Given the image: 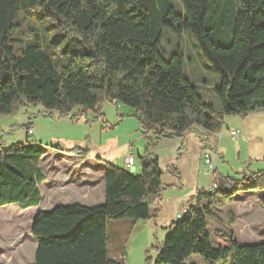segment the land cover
<instances>
[{"label": "trees", "instance_id": "16d2710c", "mask_svg": "<svg viewBox=\"0 0 264 264\" xmlns=\"http://www.w3.org/2000/svg\"><path fill=\"white\" fill-rule=\"evenodd\" d=\"M24 11L77 35L84 51L73 52L58 68L33 40L15 51L8 41ZM227 27L221 43L212 39ZM164 30L193 36L218 76L219 111L184 76L179 48L168 59L160 53ZM102 99L134 110L143 131L154 132L157 140L182 137L193 125L215 132L224 115L264 112V0H0V114L31 104L63 118L77 107L96 110ZM42 153L39 144L0 150V206L38 204L34 163ZM104 165V204L38 212L31 227L33 264H123L108 256V221L156 217L159 209L150 202L158 205L166 186L158 158L148 148L139 173ZM212 178L214 193L197 190L193 204L167 226L154 264H189L193 256L203 264H264V239L240 244L232 234L217 231L213 244L207 221L238 192H264V169L238 178L214 170Z\"/></svg>", "mask_w": 264, "mask_h": 264}, {"label": "rangeland", "instance_id": "374dc122", "mask_svg": "<svg viewBox=\"0 0 264 264\" xmlns=\"http://www.w3.org/2000/svg\"><path fill=\"white\" fill-rule=\"evenodd\" d=\"M227 3L231 4L230 1ZM16 22L19 23V27L8 41L15 51L33 40L51 56L56 68L66 63L73 52L84 51V44L77 35L59 31L54 22L41 18L34 11L22 12L16 18ZM217 34H213L212 39L221 43L220 39L228 37L229 28ZM178 48L184 54V76L196 87L199 96L219 111L220 106L214 93V88L218 84V76L197 48L193 36L189 32L176 35L164 30L159 47L163 57L168 59ZM60 53H63L62 57ZM99 107L101 113H104L108 127H96L91 139L85 138V140L97 144L99 139L103 140L108 136L116 138L109 144V150H111L109 152L122 164L121 166H123L121 161L131 152L134 157V168L132 167L130 171L133 173H139L141 167L136 148L142 146L145 149L148 148L149 152L154 153L158 158L159 169L163 172L161 182L163 186H166L161 194L160 212L156 219L108 221V256L122 261L123 264L155 263L158 250L167 233L169 220L175 218V214L180 213L182 208L191 202V199L184 194H188L192 189L191 194L193 195L196 190L202 191L210 183L212 170L210 171L203 161L204 153L214 154L213 157H215L217 150L221 152L222 158L217 160L215 167L217 172H226V175L231 177L238 178L237 172L242 175L264 169V116L245 129L240 123L245 116L227 118L225 125L219 120L217 127L221 126L220 133L214 135L206 133L201 140L202 134L194 131H190L186 138L173 136L158 140L150 134L152 136L149 138L151 145H148L142 136L143 129L136 112H132L127 106L106 99L100 101ZM31 113L36 117L39 113V116L51 113L56 117L55 119H60L57 111L45 112L42 106L31 104L16 106L11 114H0V143L2 144L0 150L9 148L13 143L24 141L26 121ZM74 113L71 112L67 121L59 125H62L61 127L56 126L58 137L65 140L63 141L65 146L71 140L68 137L77 139L83 135L82 131L72 129L74 120L71 116ZM89 120L91 122L93 118L89 117ZM89 120L87 123H90ZM120 120L123 121L120 122ZM87 123L84 125L96 126L97 124V122L96 124ZM77 124L85 127L83 124ZM50 129L53 130L52 127ZM232 130L240 131L237 137L231 136ZM103 131H109V133ZM116 136H120V141ZM12 140L15 142L11 143ZM83 146L80 148H84ZM170 166L176 167L180 172V182L169 171ZM263 199L264 197L259 193L238 192L230 203L221 202L213 216L207 220L212 243L214 244L213 238L217 231L232 234L240 244L258 243L264 236V207L261 204ZM153 203V201L150 202L151 207ZM12 205L0 206V264H30L33 262L36 248V241L31 235L30 223L37 209L23 211ZM188 263L203 264L198 256H193Z\"/></svg>", "mask_w": 264, "mask_h": 264}, {"label": "crops", "instance_id": "0c3cea01", "mask_svg": "<svg viewBox=\"0 0 264 264\" xmlns=\"http://www.w3.org/2000/svg\"><path fill=\"white\" fill-rule=\"evenodd\" d=\"M131 111L135 112L132 109ZM131 111L129 110V112ZM72 112L73 113L76 112L74 113L75 115L74 118H71L74 120L75 123V124L73 123L72 129L82 131L83 135L77 139L68 137L71 140L67 143L66 146L63 144V141L65 140H63V138L58 137L59 133L56 132V126L61 127L62 125L61 126L59 125L62 122H66L68 117L55 119V117H49L48 115H44V114H41V116H39L40 113L38 114L37 117L33 113L29 114L27 117L26 126L29 127L25 132L24 141L20 143L26 145L39 144L43 149V153L38 158L36 163H34V166L37 168L39 173V181L36 183V188L38 189V193H39V202L36 206H31L26 209H21L19 205L16 203H14L15 205L8 204V207L11 205L17 206L23 211L33 208L37 209L36 213L33 214L32 216L30 229L39 211L50 210L59 205L79 204L83 206H96V205L104 204L105 203L104 163L107 162L116 167L126 169L124 160L121 161V163H123V166H121L122 164H120L116 159H114L111 153L109 152L111 151L109 150L110 147L109 144L112 143V140H116V138L108 136L103 140L99 139V142L97 144H92L91 141L87 142L85 140V138L91 139V135L96 127L98 128L99 126L100 127L105 126V128L108 127V125H106L107 121L104 119V113H101L100 107L96 110H85L83 108L77 107L74 108ZM237 116L238 114L224 115L222 117L221 123L225 125V122L227 123V118H236ZM262 116H264V112H250L243 119H241L240 122L241 126L243 127V129L248 128L253 124L255 120L263 118ZM34 117H36V119H34ZM89 117H92L93 121L90 122ZM87 120H89V122L93 124H96L97 122L96 126L84 125L85 123H87ZM122 121L123 120H120V122ZM77 123L83 124L85 127L79 126ZM51 127L53 128V130L50 129ZM220 127L215 132H209L200 126L193 125L189 130H187V132L184 133L182 138H186V136L189 134L190 131H194L197 132L198 134H202V136H200V140H201L203 135H206V133H208L209 135L220 133V129H221ZM29 130H31V133H28ZM103 132L109 133V131H103ZM150 134L154 135V133L152 132L143 131L142 133V136L143 138H145V142L147 144L150 141L149 138L152 137ZM116 137L120 141L121 139L120 136H116ZM13 142L15 141L12 140L11 143ZM43 143H45L46 145L45 146L41 145ZM81 146H83L84 148H80ZM0 147H2L1 143H0ZM72 149H77V151H72ZM146 149L143 148V146L136 148V154L140 162V165H141L142 153ZM219 154H220L219 158H222L221 152H219ZM172 167L174 166L172 165ZM172 167L171 166L169 167V171L172 172V175L178 179V182H180L181 181L180 172L176 167L175 168ZM133 168H134V163H133ZM127 170L130 171V169ZM215 170L216 173L220 176L230 177V175H226L227 174L226 172L225 173L223 172L224 174L222 172H217L216 167ZM236 175L241 176L240 172H237ZM179 185L183 186V184L181 183H179ZM207 186H205L204 188H206ZM191 191L192 189L188 192V194L187 193L184 194V196L186 195L191 199V200L189 199L191 202L185 205L180 213L184 212L186 209H188L191 206V204H193L194 196L197 190L193 195L191 194ZM252 193H259L264 197V192H252ZM152 207L158 208L160 212V203L158 205H156L155 203L152 205ZM217 208L218 207H216V209ZM159 212L157 213V215L159 214ZM180 213L177 212L175 214V218L169 220L168 225L171 222H173L176 219L177 214ZM156 217H154L153 219H156ZM229 231L230 233H232L231 230ZM262 239H264V236L260 240ZM112 259L115 258L113 257ZM33 260H34V255H33ZM31 263L33 264V262Z\"/></svg>", "mask_w": 264, "mask_h": 264}, {"label": "built area", "instance_id": "2783aa9c", "mask_svg": "<svg viewBox=\"0 0 264 264\" xmlns=\"http://www.w3.org/2000/svg\"><path fill=\"white\" fill-rule=\"evenodd\" d=\"M113 102L115 103V101H113ZM28 133H31V130H29ZM152 133H154V132H152ZM239 133H240V131H238V130H232L230 132L231 136H233V137H237ZM213 156H214V154L213 155H211L209 153L203 154V161H204L205 165L208 167V169L210 171L212 170L211 172H213L215 170L216 162L220 156L219 151L217 150L215 153V157H213ZM133 163H134L133 154L128 153L124 159V164H125L126 169H131L133 167ZM216 186H217V183L214 181L213 178H211L209 185L204 189L207 193H214ZM180 216H181V213L177 214L176 219L180 218Z\"/></svg>", "mask_w": 264, "mask_h": 264}, {"label": "water", "instance_id": "95a60500", "mask_svg": "<svg viewBox=\"0 0 264 264\" xmlns=\"http://www.w3.org/2000/svg\"><path fill=\"white\" fill-rule=\"evenodd\" d=\"M134 170V169H133ZM131 172V171H130ZM131 173H133V172H131Z\"/></svg>", "mask_w": 264, "mask_h": 264}]
</instances>
